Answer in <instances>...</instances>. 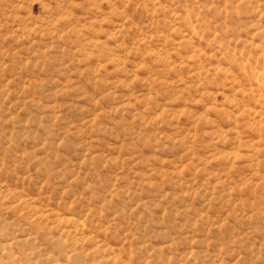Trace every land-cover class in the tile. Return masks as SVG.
<instances>
[{
  "label": "rangeland",
  "instance_id": "rangeland-1",
  "mask_svg": "<svg viewBox=\"0 0 264 264\" xmlns=\"http://www.w3.org/2000/svg\"><path fill=\"white\" fill-rule=\"evenodd\" d=\"M0 264H264V0H0Z\"/></svg>",
  "mask_w": 264,
  "mask_h": 264
}]
</instances>
